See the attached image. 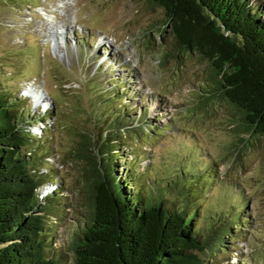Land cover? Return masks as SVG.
Returning a JSON list of instances; mask_svg holds the SVG:
<instances>
[{
    "label": "trees",
    "instance_id": "trees-1",
    "mask_svg": "<svg viewBox=\"0 0 264 264\" xmlns=\"http://www.w3.org/2000/svg\"><path fill=\"white\" fill-rule=\"evenodd\" d=\"M145 1L164 10L156 34L169 31L174 37L173 47L161 55L162 63L169 57L181 61L197 55L208 64L198 111L225 103L240 142L264 138V0ZM149 34L153 36L152 29ZM91 90L86 104L82 95L75 96L74 119L66 123L75 136L67 159L78 165L81 176L76 196L85 201L77 210L83 218L60 243L56 221L65 218L62 212L69 207L65 187L40 197L45 182L61 177L48 161L53 154L48 136L38 138L29 129L54 113L27 114L0 82V264H205L210 254L223 253L234 235L233 216L228 212L219 221L215 212H201L209 184L205 181L218 179L215 168L202 172L195 160L192 168L182 163V175L171 174L165 190L157 178L147 181L134 168L140 164L135 145L124 150L128 137L142 138L144 125L126 121L128 110L121 108L118 91L96 80ZM77 117L88 122L77 124ZM128 153L135 155V162L126 166L123 178L119 158L124 155L128 164ZM142 183L151 185L143 188ZM238 218L242 226L248 223L242 215ZM200 219L207 222L205 227ZM259 261L264 264V247L243 264Z\"/></svg>",
    "mask_w": 264,
    "mask_h": 264
},
{
    "label": "rangeland",
    "instance_id": "rangeland-1",
    "mask_svg": "<svg viewBox=\"0 0 264 264\" xmlns=\"http://www.w3.org/2000/svg\"><path fill=\"white\" fill-rule=\"evenodd\" d=\"M164 16L163 8L150 7L145 0H0V82L27 114L54 113L29 129L38 138L46 133L53 148L48 161L61 177L58 183L45 182L40 197L56 186L65 187L69 207L62 212L65 218L56 221L60 243L83 218L77 210L85 201L76 196L81 176L78 165L67 159L75 136L66 123L74 119L75 96L82 95L86 104L96 80L122 96L119 102L128 110L127 122L144 125L142 138L128 137L124 150L135 145L140 164L134 168L147 181L157 178L165 190L171 174L182 175V163L192 168L195 160L196 170L202 172L215 168L218 179L213 184L204 180L209 184L201 212L205 216L215 212L219 221L229 212L231 224H238L223 253L210 254L205 264H243L264 247V138L240 142L241 134L230 124L232 110L225 103L198 111L208 64L197 55L181 61L169 57L162 63V53L174 44L171 32L156 34ZM26 89L41 92L36 97L43 103L37 105ZM75 120L88 122L84 117ZM128 154V164L127 157L119 158L123 178L126 166L135 162V155ZM240 215L248 222L244 226ZM198 223L207 224L205 219Z\"/></svg>",
    "mask_w": 264,
    "mask_h": 264
},
{
    "label": "bare ground",
    "instance_id": "bare-ground-1",
    "mask_svg": "<svg viewBox=\"0 0 264 264\" xmlns=\"http://www.w3.org/2000/svg\"><path fill=\"white\" fill-rule=\"evenodd\" d=\"M103 43H104V41H103ZM103 43H102V45H103ZM104 47H105V46H104ZM109 54H110V53H109ZM107 55H108V54H107ZM99 59H100V58H99ZM37 92H39V91L36 90V89H26V93H25V94H31V97L33 96V100H34V102H36V104L39 105V104H41V103H43V102H41V99H42V98H40L41 96L39 97L40 99H39V101H38V99H37L38 97H36L37 94H38ZM39 93H41V92H39ZM32 94H33V95H32ZM42 94H43V93H42ZM34 95H35V96H34ZM40 102H41V103H40ZM46 106H49V105L46 104ZM46 106H45V107H46ZM39 108H40V107H39ZM51 192H52V190H51ZM51 192L45 193V194H43V195L49 194V193H51Z\"/></svg>",
    "mask_w": 264,
    "mask_h": 264
},
{
    "label": "built area",
    "instance_id": "built-area-1",
    "mask_svg": "<svg viewBox=\"0 0 264 264\" xmlns=\"http://www.w3.org/2000/svg\"><path fill=\"white\" fill-rule=\"evenodd\" d=\"M42 188V187H41ZM57 188V186L56 187H54L53 189H56ZM41 192V191H40Z\"/></svg>",
    "mask_w": 264,
    "mask_h": 264
}]
</instances>
